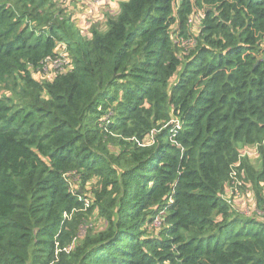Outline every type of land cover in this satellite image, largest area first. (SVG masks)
Here are the masks:
<instances>
[{"label": "trees", "instance_id": "16d2710c", "mask_svg": "<svg viewBox=\"0 0 264 264\" xmlns=\"http://www.w3.org/2000/svg\"><path fill=\"white\" fill-rule=\"evenodd\" d=\"M66 1L0 0V264H264V0H124L88 36Z\"/></svg>", "mask_w": 264, "mask_h": 264}, {"label": "crops", "instance_id": "0c3cea01", "mask_svg": "<svg viewBox=\"0 0 264 264\" xmlns=\"http://www.w3.org/2000/svg\"><path fill=\"white\" fill-rule=\"evenodd\" d=\"M77 1L78 0H72ZM72 1L68 0L66 3L71 4V8L76 7V10H71L70 12H66V9H64V12L67 16H71V18L74 20L76 25L79 28V31L81 34L88 36V32L90 31V28L94 25H98L104 17H113L118 12V6L119 4L124 0H109L104 3V6H96L95 4L91 3H85L82 7H79V4L72 3ZM70 9H68L69 11ZM102 28V27H101ZM253 154V153H250ZM255 157V156H251ZM249 157V158H251Z\"/></svg>", "mask_w": 264, "mask_h": 264}, {"label": "rangeland", "instance_id": "374dc122", "mask_svg": "<svg viewBox=\"0 0 264 264\" xmlns=\"http://www.w3.org/2000/svg\"><path fill=\"white\" fill-rule=\"evenodd\" d=\"M69 1H72V0H68V2ZM106 1L108 3L109 0H106ZM72 3L73 4L74 3L79 4L80 8L84 7L83 5L85 3H87V4L88 3L95 4L96 6H98V5L99 6H104L105 5L104 3L103 4H98V3H94V2H92L90 0H78V2L77 1H72ZM65 6H67L66 12H70L71 10H76V7L71 8V4H68V3L64 4V3H61V2L57 3V8L58 9H62ZM68 9H70V10L68 11ZM106 19L107 18L104 17L102 19V21L97 26H99L100 28L101 27L103 28V26L106 23ZM64 55L65 54L62 53V56H61L62 58L58 57L56 60H52V61H56V62H54L53 71H57L58 72L60 69H61L60 71H65L66 68L69 66L68 59ZM64 62H66V64H64ZM47 69H52V67L49 65V63L46 65V67H44V70H47ZM255 157H251L250 158V160H251L250 163H252L255 166V168H257L258 167L257 163H258L259 160H258L257 157L256 158ZM246 193L249 195L248 191L246 192L245 190H242V189L241 190L240 189L239 190L236 189L235 191H233V193H232V195H230V197L231 198L234 197L233 204H239L237 206V210L239 212L248 214V212H252V210H253V203H252V199L250 197L246 196L247 195ZM228 196H229V191H228ZM240 201H242V202H240Z\"/></svg>", "mask_w": 264, "mask_h": 264}, {"label": "built area", "instance_id": "2783aa9c", "mask_svg": "<svg viewBox=\"0 0 264 264\" xmlns=\"http://www.w3.org/2000/svg\"><path fill=\"white\" fill-rule=\"evenodd\" d=\"M90 1H92V2H94V3H98V4H103V3L106 2V0H90ZM47 62L49 63V65H50V66L52 67V69H53V68H54V67H53V66H54V62H56V61H50V60H47ZM64 64H66V62H64ZM244 154H247V155H249V156L254 155V154H250V153H244ZM235 190H236L235 188H229V189H228V191H229V196L227 197V200L231 198L230 195H232L233 191H235Z\"/></svg>", "mask_w": 264, "mask_h": 264}]
</instances>
